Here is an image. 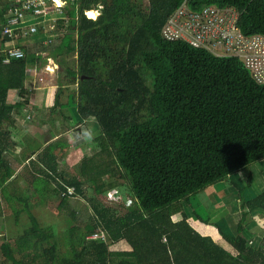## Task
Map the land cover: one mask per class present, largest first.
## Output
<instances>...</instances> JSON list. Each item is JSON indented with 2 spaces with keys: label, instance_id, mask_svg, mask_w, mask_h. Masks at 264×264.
I'll use <instances>...</instances> for the list:
<instances>
[{
  "label": "trees",
  "instance_id": "trees-1",
  "mask_svg": "<svg viewBox=\"0 0 264 264\" xmlns=\"http://www.w3.org/2000/svg\"><path fill=\"white\" fill-rule=\"evenodd\" d=\"M144 1H71L58 16L59 28L66 29L60 43L20 41L24 56L9 64L4 50L13 40L0 26V198L19 206L16 219L23 213L28 217L12 248L11 264H112V259H119L118 264H264V242L254 249L243 238L242 228L237 236H218L206 225L197 230L188 220H176L170 211L175 203H185L231 175L246 173L251 164L264 159V86L255 82L238 58L217 57L183 41L163 38V26L183 0H147V7ZM211 5L238 9L242 31L247 36L264 35V0H197L188 6L198 11ZM89 11L101 14L89 19ZM5 17L6 10L0 6L2 22ZM53 50L59 56L76 54V69L61 67L62 87L55 95L58 102L65 87L77 88L69 106L76 105L82 124L70 128L87 129L86 124L94 120L99 135L94 139L98 154L84 159L72 176L60 170L62 163L54 153L64 151L67 139L32 149L38 145L35 138L29 136L23 143L12 137L13 129L19 131L16 116L31 120L30 110H40L30 105L34 93L25 90L27 71L36 62L34 53ZM13 93L21 100L11 103ZM25 145L26 151L12 160L9 147ZM32 157L30 167H39L42 175H31L36 203L18 186L20 175H15V167ZM117 174L121 184L116 182ZM104 176L110 180H102ZM247 180L250 185L251 174ZM85 184L93 191V201L114 191L122 195V202L127 192L128 207L120 205L125 211L121 214L111 206L95 204L93 223L89 219L83 227L71 211L66 220L69 228L59 238L33 211L47 202L50 193L61 207H69L67 199L74 196L68 195V189L83 196ZM121 185L126 189L117 190ZM262 204L264 195L250 207ZM100 228L108 240L90 241V235L102 234ZM60 239H64V254L57 246L45 249L46 243ZM221 239L232 252L219 245ZM108 241L123 242L129 251L110 253ZM0 249L6 251L4 245ZM23 251L30 253L22 257Z\"/></svg>",
  "mask_w": 264,
  "mask_h": 264
},
{
  "label": "rangeland",
  "instance_id": "rangeland-1",
  "mask_svg": "<svg viewBox=\"0 0 264 264\" xmlns=\"http://www.w3.org/2000/svg\"><path fill=\"white\" fill-rule=\"evenodd\" d=\"M144 6H148L147 0L144 1ZM95 12L98 13V18L101 13L99 11ZM87 17H89V19H97L91 18L89 15ZM65 26L66 25H64L63 27L66 28ZM50 30H57L58 32H52ZM46 31H49L48 33L50 35H44V31H42L41 36L35 37V39H39L40 42L47 40H55V42L60 43L61 39L59 38V36L62 35L66 31V29H60L58 24H52L48 27L46 26ZM24 43L25 42H22L21 44ZM48 57L50 58V60ZM75 57L76 54H65L63 56H59L58 53L53 50L51 52L43 54V56H40L44 64L43 69L45 70V72H43V70H38L39 72L36 73L35 76L31 74L29 78L28 74L26 73L28 80L25 84V90L34 93L32 98L30 99V105L34 107L40 106V110H35V108L30 110V114L28 113L27 115L30 117L32 116L31 120H25L21 116H16V126L19 131L17 132L13 129L14 135H12V137H15L16 140H20L23 143L28 142L29 139L26 138H28L29 136L35 138L38 145L35 146V143L34 146H32V149H35V147H40L41 145H44L46 147L50 143H53L54 146L55 144H57L58 141H61L62 139H67L68 145L67 147H65V149H63L64 151L55 149L54 153L59 156L60 162L62 163L60 164V170L64 171V173L70 176L77 175L81 167L82 161L84 159L94 158L99 151L94 141V139L99 136L98 129L95 127L94 120H90L86 124V128H91L96 131L95 138L90 142H85L83 139L82 133L84 132L85 128H83L82 130L81 127L77 126L75 129H72L74 128L72 126L82 124L80 118L77 115L76 105L72 103L69 106V101L71 100L70 96H76V86L69 85L65 87L60 93V98L58 102L57 100H55L57 99V96L55 95L58 94L59 90H61L62 87L60 83L61 81L58 77V73L61 70V67H67L73 70L76 69L77 62L75 60ZM57 58L60 67L58 66L57 68H55L54 64L57 63L55 62L57 61ZM20 100L21 99L17 93H13V95L9 97V101L11 103ZM55 102H57V104H55ZM63 106H68V108L65 109L66 111L61 110V107ZM68 116L71 117L70 121H68ZM5 128L10 130V126L8 125H6ZM61 136L62 138H60L59 140L58 138ZM51 137L53 139H50ZM74 137H79V139H74ZM22 151H26V145L24 147H21V149H19V147L17 146H10L8 150V152L14 156H19L20 154H22ZM32 153L33 151H30L29 156L32 155ZM34 160L35 158L32 157L28 161H24L21 166L17 165L15 167V175H20V182L18 183V186L25 190L26 194L29 196L30 200L33 203H36L38 201V198L35 195L34 189L31 187L30 184V181H32L31 175L36 174L38 178H40V176L42 177V175L39 173V167H30L31 162L33 163ZM26 167H30L29 170H26ZM235 178H237V176H235ZM26 179L27 182H24V180ZM103 179H105V181L110 180V178L105 176L102 178V180ZM115 179L116 182L120 184L123 181L121 180V178H119L118 174L116 175ZM100 183L101 181H99V184ZM54 187L55 184L52 183L51 188ZM209 187L216 190V192H219L221 188L225 189L227 186L217 183L215 185L208 186L200 193H196L195 195L190 196L189 199H186L185 203H175L170 208L173 218H175L176 220H188L191 222L192 226L197 230L198 228L204 229L205 223L201 224L200 222L195 221V219L204 222L210 219V212L215 213L217 208L216 206H213L215 205V202L214 199L210 196L211 191L205 193L207 189H209ZM85 188L86 191L83 196H76L74 194V197L67 199L69 207H61V203L55 200V196H51L50 193V197L47 199V202L35 208L33 212L38 217L42 225L52 227L54 231L53 234H58L59 238H62V236L65 235L67 229L69 228L68 224L66 223V220L70 217L71 211L76 212V214L79 216V218L77 217V224L80 225L81 223V226L83 227V223H85V221H88L89 219H91L92 223L94 221L95 212L93 205L102 203L105 206H111L112 208H115L118 213L124 214L125 211L121 207H128L127 204L131 200V197L127 195V192L123 193L125 196L122 197L123 199L121 202V194L114 195V191H109L106 196L101 194L97 197H94L95 201H93L91 200L93 194L92 189L89 188L86 184L84 185V189ZM124 188L125 186L121 185L118 186L116 189L124 190ZM0 200V247L2 245L6 247V251L4 253H2L0 249V258H2L3 262H0V264H11L10 257L12 256V248L15 247V244L20 234L24 232L25 225H27L28 223V217L25 213H23L19 217V219H16L15 214L19 206H11L6 203L2 198H0ZM123 201H125V203H123ZM206 230H208L207 227ZM98 232L102 233L101 235H103V238L108 240V235L107 233L105 235V231L100 228ZM93 239H95L94 236L90 235L89 240L94 241ZM63 241L64 239H60L58 241L51 240L46 243L44 247L45 249H48L57 246L60 248L61 253L64 254L66 252V248L64 246H61ZM107 244H109L110 253L122 254L129 251V248L123 243L110 244V242L108 241ZM219 245H221L227 250L230 249L222 239L219 241ZM29 253L30 252L28 251L26 253L23 251L22 257ZM118 262L119 259H112V264H118Z\"/></svg>",
  "mask_w": 264,
  "mask_h": 264
},
{
  "label": "built area",
  "instance_id": "built-area-1",
  "mask_svg": "<svg viewBox=\"0 0 264 264\" xmlns=\"http://www.w3.org/2000/svg\"><path fill=\"white\" fill-rule=\"evenodd\" d=\"M71 1L74 0H0V6L6 10V17L2 19L4 22L0 19V26L3 25V34L13 40L4 50L7 54L5 64H9L13 58L21 60L24 56L20 41H39L35 37H39L42 31L44 35H48L46 26L57 24L58 16ZM192 1L197 0H183L171 14L163 26V38L168 41H183L192 48L204 49L217 57L238 58L245 64L255 82L264 86V35L247 36L239 26L241 13L236 8L211 5L195 11L188 6ZM86 15L88 16V12ZM16 41H19V45ZM43 54L45 53H34L35 66L27 71L30 76H35L38 70L45 72L40 58ZM55 62L54 66L57 68L58 58ZM74 192V188L67 191L69 196H74ZM93 236V240L104 239L103 235Z\"/></svg>",
  "mask_w": 264,
  "mask_h": 264
},
{
  "label": "crops",
  "instance_id": "crops-1",
  "mask_svg": "<svg viewBox=\"0 0 264 264\" xmlns=\"http://www.w3.org/2000/svg\"><path fill=\"white\" fill-rule=\"evenodd\" d=\"M20 156L21 154H10L12 160ZM249 174L252 175L253 181L247 185ZM219 183L227 187L221 188L219 192L209 187L205 192L211 191L210 196L215 202L213 206L217 208L215 213L210 212V219L203 223L209 231H214L218 236H237L239 228H242V236L247 243L254 249H259L264 242V204L251 208L250 203L258 196L264 195V159L251 164L246 173L239 172ZM228 251L232 252L231 249Z\"/></svg>",
  "mask_w": 264,
  "mask_h": 264
},
{
  "label": "clouds",
  "instance_id": "clouds-1",
  "mask_svg": "<svg viewBox=\"0 0 264 264\" xmlns=\"http://www.w3.org/2000/svg\"><path fill=\"white\" fill-rule=\"evenodd\" d=\"M82 136L85 142H90L95 138L96 131L94 129L87 128L82 133ZM74 139H79V137H74Z\"/></svg>",
  "mask_w": 264,
  "mask_h": 264
},
{
  "label": "bare ground",
  "instance_id": "bare-ground-1",
  "mask_svg": "<svg viewBox=\"0 0 264 264\" xmlns=\"http://www.w3.org/2000/svg\"><path fill=\"white\" fill-rule=\"evenodd\" d=\"M88 15H89L91 18H97L98 13L95 12V11H89Z\"/></svg>",
  "mask_w": 264,
  "mask_h": 264
}]
</instances>
